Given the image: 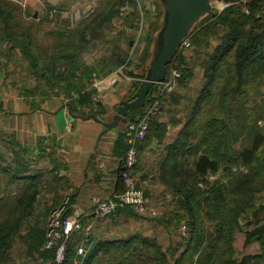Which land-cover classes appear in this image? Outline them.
<instances>
[{
	"label": "trees",
	"instance_id": "1",
	"mask_svg": "<svg viewBox=\"0 0 264 264\" xmlns=\"http://www.w3.org/2000/svg\"><path fill=\"white\" fill-rule=\"evenodd\" d=\"M12 1L0 0V43H5L8 47V57L10 48H18L29 65L37 70V63L41 62L37 53L40 47L38 37L32 25L17 18L16 7ZM107 2L112 7L103 13L99 25L112 22L115 16H119V7L128 4L131 9L122 19L125 20L124 23L130 24V28L138 30L141 14L137 0ZM263 5L264 0L234 3L198 21L188 35L191 44L180 46L167 66V73L171 67L181 71L176 88L171 93L163 94L156 87L154 89V95L163 100V108L160 113L150 118L147 136L139 142L138 159L140 156L142 164L145 165V159L141 158L145 152L154 151V144L160 145L166 141L162 148V158L159 164L157 162V173L170 185L168 194L171 195L165 198L168 203L173 201L175 209L170 210L172 208L168 205L157 207L158 214L151 216L148 213H138L130 206H123L109 216L117 212L128 216L141 214L151 217L152 221L157 219V223L173 222L175 226L174 230H170L169 239L164 241L156 235L134 232L122 238L97 241L90 250V238L86 240L85 236L74 239L76 233H87L82 229L72 234L67 242L65 259L56 263L57 247L44 248L47 229L32 224L28 227V250L38 253L39 263L76 264L77 259L79 264L264 262V201H256L257 194L264 190V120L252 132L244 148V164L248 168L244 176L232 186L223 181H214L207 188L199 186L211 172L218 173L221 177L220 159L215 156L219 154L217 151L222 150L225 159L233 158L232 139L236 135L233 118L239 114L238 108L242 105L240 101L244 99V95L247 97L251 91H255L249 98L255 100L259 96L260 105L264 106V23L257 15ZM245 6L251 9L250 13L245 12ZM45 9L43 18L53 28L50 35L54 42L53 47L58 51L56 61L50 59L47 52L44 54L46 60L41 62V69L45 67L49 72L46 81L52 87L50 90L60 87L61 92L55 91L56 93L50 95L48 91H43L41 97L63 95L69 98L74 115H86L79 106L89 104L93 99L97 89L93 85L94 80L103 76L98 74L112 71L113 66L115 68L129 63L128 51L118 48L117 52L112 51L109 56H102L96 62L82 60L77 52L87 37L89 13L80 19H74L73 14L62 7L49 5ZM129 17L131 19L127 20ZM132 19H136V22ZM213 40L216 44L212 48ZM62 46H65L64 49ZM200 54H203L202 80L194 85L191 79L201 72L199 67H195L194 57L198 58ZM59 61H64L63 66ZM35 93L36 91L32 96ZM99 112L94 110L91 113L100 118L102 116ZM12 114L18 116L15 110H10L9 115ZM133 120H127L125 131L119 134L115 143L114 153L124 155L126 152V131L128 123ZM172 127L175 134L170 137ZM4 134V130L0 131V139L7 138ZM36 143L40 146L41 153H49L44 150V142L37 140ZM13 146L15 147L14 144ZM35 147L29 149L22 146L21 149L32 152ZM6 156L5 151L0 149L2 161L6 162ZM28 161V157L24 155L15 168L10 164L0 166V175H8L4 191L0 193V264L9 262L8 251L15 237L20 234L22 212L36 197L35 179L32 178L35 174H28L27 168L22 167L30 162ZM58 166L63 169L60 162ZM64 177L70 183L66 173ZM12 186L18 187V193L10 192L9 188ZM145 193L151 197L147 191ZM248 207H253L250 210L253 220L244 227V246L256 243L258 250L238 256L234 243L235 231L242 229L239 216ZM82 244L86 245L85 255L78 253V247ZM98 254H102V258H98ZM107 255L109 258L106 260L104 258ZM41 258L43 261H40Z\"/></svg>",
	"mask_w": 264,
	"mask_h": 264
},
{
	"label": "rangeland",
	"instance_id": "2",
	"mask_svg": "<svg viewBox=\"0 0 264 264\" xmlns=\"http://www.w3.org/2000/svg\"><path fill=\"white\" fill-rule=\"evenodd\" d=\"M13 1L12 3L15 5L16 12L18 14L17 18L19 20H23L27 25H32L35 29V34L38 37L37 40H39L40 46L37 52L39 61L43 63L45 62L46 57H44V54L46 52L49 54L50 59L56 61L55 59L57 58L58 49L53 47L54 42L52 41V36L50 35L53 28L47 22V19L43 18L45 16V8L49 5H56L64 8L65 10H69L70 14H73L74 19H80V17L84 16V14L89 13V24L87 26L88 33L86 34L87 37L81 43V47L77 52L78 57L82 58V60L88 63L96 62L102 56H109L112 51L117 52L118 48L124 50L125 52L128 51L129 63L122 64L121 66L115 68L113 66L114 63H111L113 66L112 71L105 74H98L103 76H99L97 79L106 78L108 83L107 87L110 89L114 87L113 82H117V85L122 83L120 87H124L123 84L125 81L126 85L130 88L128 93L129 95L127 94L128 98H125V100L131 99L144 84L152 56H150L147 52V61H144L146 59L144 52L135 54V50L139 45L138 38L142 28L144 30H148L151 38L154 34H157L162 27L165 16L163 0H137V3L139 1L141 2L138 4L141 14L138 30L130 28V24L124 23L125 20L122 19V17H124L129 11L125 15H121L120 9L119 16H115L112 22L106 23L105 25H99V20L103 17V13H106L107 10H110L112 7V4L108 3L107 0L106 2L105 0ZM247 1L250 0H246V2ZM212 4L215 12L217 10H221L224 6L223 2H213ZM123 6L124 5H121L119 8ZM35 12H38V17H34ZM257 15L261 22L264 23V5L262 9H259ZM145 17L148 18L146 25ZM130 19L131 17L127 20ZM132 21L135 23L136 19H132ZM74 26H76V24ZM107 38L108 40L105 41ZM129 40L130 42H127ZM215 44L216 41L213 40L212 48ZM64 47L65 46H62V49H64ZM7 49L8 47L5 43H0V131L4 130V132H6L4 137H7L0 139V149L4 150L7 155L6 159H4L6 162L2 161L0 158V166L3 167L5 164H10L12 168H15L17 163H20L19 161L23 159L24 155L28 157L30 162L28 161L29 163L22 167L27 168L28 174H35L32 178L35 179L36 197L31 201V204L28 205L27 209L22 212L20 234L15 237V240L8 251L9 262L6 264H46V262L39 263V255L37 252L33 253L28 250V227L33 224L47 229L51 212L56 207L62 205L65 202L66 196H68L67 192H71L70 183L64 177L65 173L62 168L58 166L57 158L53 155L55 151H49V145L46 144L44 150L49 153H41L42 151L40 150V146H37L36 143L38 136L31 134V129H29L30 127L26 118L24 116H16L14 114L9 115V113L10 110H15V104L13 105V101L18 95H25L28 98H37L43 95V91H48L51 95V93H54L55 91L58 93L61 92V89L60 87H56L53 91L50 90L52 87L46 81V77L49 72L45 69V67L41 69V62L37 63L38 68L36 70L29 65V62L18 48H10L9 57L6 55ZM151 50L153 51V49ZM192 55L194 56L193 52ZM148 57L151 58L149 59ZM202 57L203 54H200L198 58L194 57L195 67H199L201 71L200 74H195L191 79V82H193L194 85H196L195 83H200L202 80ZM63 62L64 61H59L61 66H63ZM109 66L110 65L108 64V67ZM119 69H122L123 72L130 77V79L128 78L129 80L137 82L135 89L127 77L115 74ZM114 78H116V80ZM102 89L103 87L101 89H96L91 102L89 104L87 103L86 105L79 106V108L82 109L83 113L86 115H92L91 112L94 110L100 111L99 113L102 117H104V119L112 122L114 121L115 116L119 114V110L117 109L118 106H114L113 108L109 106L104 107L102 101V97L104 96L101 91ZM35 91V96H32V93ZM254 92L255 91H251L250 95L247 97L244 95V99L240 101L242 105L238 108L239 114L235 116V119L233 118V122L236 124V135L235 138L232 139V150L234 152L232 160H230V158L225 159L222 156V150L217 151L219 154H215V156L220 159L221 177L218 176V178L214 180L206 177L207 179L204 178V184H199V186L207 188L214 181H223L226 185L232 186L240 180V178L244 176V172L247 171V167L244 164V148L247 145L248 138H251L252 132L255 131L257 126L261 125L264 120L261 119L264 117V106L260 105V97L257 96L255 100H251L249 98ZM27 93H30L31 95H28ZM64 99H66V97H64ZM144 106L146 105L144 104ZM144 109L145 108H142L141 111H139L135 108H131L127 113V119H138L139 112H142ZM126 122L120 120L118 124L114 126V129H116L119 134L124 132L126 129ZM247 123L249 124L248 126ZM174 132V127L170 128V137L175 134ZM165 144L166 141L160 145L154 144V148L152 147L154 151L151 154L146 155L145 158L144 156L141 157L142 159H145V165L144 163L142 164L143 161L139 156L137 163V167L139 168L136 167L134 171L138 176V183L140 187L150 194L151 197L149 198L151 205L156 208H163L165 205H168V207L172 208L170 210H174L175 208L173 206L175 204H173V201L168 203L165 198V196L170 197V194H168L170 185L157 173L159 170L157 162L159 164V161L162 158L164 152L162 151V148ZM22 146H27L29 149H33L35 146L36 147L32 152H25L21 149ZM147 147L150 148V145ZM235 153H237V155H235ZM190 160L192 159L190 158ZM56 170H58V172ZM212 173L213 172L209 174ZM7 179V174L2 173L0 175V193H3L4 191V185ZM17 188L18 187L15 188L12 186L9 189L10 192L14 191L15 193H18ZM18 190L21 192L20 189ZM70 200L72 203L77 201H73V193H70ZM257 200L258 202L264 201V190L257 194L256 201ZM252 208L253 207H248L245 213L242 212L239 216V222L242 229H237L235 231L234 238L236 254L238 256H242L244 253L256 252L258 250V245L256 243L244 246V227L248 222L253 220L250 213ZM156 220L157 219H153L152 221V218L146 215L134 214L132 216H128L124 215V213L117 212L115 215L96 220L92 233L80 234L79 232L75 234L74 239H78L79 237L84 238L85 236L86 240L90 238V250L97 241L122 238L124 236H129L134 232L156 235L160 240L167 241L171 234L170 230H174V223H157ZM97 256L98 258H102V254H98ZM98 258L96 257L97 260ZM107 258H109L108 255L105 256L104 259L107 260ZM261 264H264V262Z\"/></svg>",
	"mask_w": 264,
	"mask_h": 264
},
{
	"label": "crops",
	"instance_id": "3",
	"mask_svg": "<svg viewBox=\"0 0 264 264\" xmlns=\"http://www.w3.org/2000/svg\"><path fill=\"white\" fill-rule=\"evenodd\" d=\"M147 20L148 18L145 17V25ZM141 30L143 32H140L135 54L144 52L146 55L144 61H147V52L153 57L159 31L150 38L148 30L143 28ZM129 81L135 89L137 82ZM113 84L114 87L111 89L107 87V82L102 86L101 91L104 95L102 101L104 107L118 106L119 110L125 98H128L130 88L125 81L124 87H120L122 83L117 85V82H113ZM149 102L148 100L146 106L135 109L139 111L142 108L146 109ZM14 104L18 116L26 118L31 134L38 136L37 139L44 142V145L48 144L49 151H55L53 155L63 164L62 170L70 179L71 192L68 191L67 194L73 193L77 203L89 210L94 195L107 197L112 192L123 189V180L119 174L123 153H114V146L119 136L115 127L107 128L100 120L93 117V114L74 115L70 100L67 97L64 99L62 95L45 98L18 95L13 101ZM145 109L139 112V117ZM99 119L110 122L104 117ZM152 152L149 150L144 156Z\"/></svg>",
	"mask_w": 264,
	"mask_h": 264
},
{
	"label": "built area",
	"instance_id": "4",
	"mask_svg": "<svg viewBox=\"0 0 264 264\" xmlns=\"http://www.w3.org/2000/svg\"><path fill=\"white\" fill-rule=\"evenodd\" d=\"M244 2L246 0L223 2L224 6L221 10L228 5ZM140 3L139 1L138 4ZM130 9L131 7L126 4L120 8V14L125 15ZM245 12L250 13L251 9L245 6ZM190 44L191 40L187 36L182 41L181 46H189ZM115 74L130 78L122 69H119ZM180 76L181 71L178 68L171 67L165 78L155 83V87L160 94L171 93L176 88ZM114 79L116 80V78ZM105 82H107L106 78H96L93 85L97 89H101L102 86H105ZM149 101V105L143 114L138 119L128 123L126 131L128 148L122 157V165L119 172L124 184L123 189L114 191L107 197L94 195L92 197V207L89 210H86L77 202L72 203L70 195H68L65 198V202L51 212L44 248L51 249L57 247L56 263H61L65 259L67 242L74 232L84 229L88 234L91 233L96 220L113 214L119 207L130 206L138 213H148L151 216L158 214V209L151 205L149 196L138 185V176L134 171L138 163L139 142L147 136L150 127V118L160 113L163 108V100L160 96L154 95V90ZM101 166H104L103 163ZM218 176V173L213 172L207 175V178L214 180ZM203 184L204 182H200V185ZM86 250L85 244L78 247V253L82 255H85ZM40 261H43L42 258ZM75 262L78 264L79 259Z\"/></svg>",
	"mask_w": 264,
	"mask_h": 264
},
{
	"label": "water",
	"instance_id": "5",
	"mask_svg": "<svg viewBox=\"0 0 264 264\" xmlns=\"http://www.w3.org/2000/svg\"><path fill=\"white\" fill-rule=\"evenodd\" d=\"M233 0H163L164 23L157 35V43L146 80L138 92L125 100L119 107V114L114 121L99 119L107 128L114 127L120 120L126 122L131 108H140L151 99L155 83L163 80L167 74V66L175 57L182 41L189 35L195 24L207 14H215L213 2H231ZM34 17H38L35 12Z\"/></svg>",
	"mask_w": 264,
	"mask_h": 264
}]
</instances>
